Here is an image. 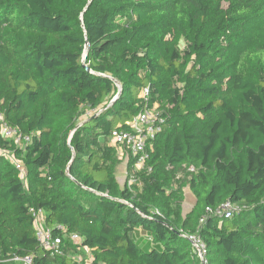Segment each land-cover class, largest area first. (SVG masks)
<instances>
[{
    "label": "trees",
    "instance_id": "trees-1",
    "mask_svg": "<svg viewBox=\"0 0 264 264\" xmlns=\"http://www.w3.org/2000/svg\"><path fill=\"white\" fill-rule=\"evenodd\" d=\"M146 104L164 125L122 188L112 133ZM0 114L32 137L0 134V264H79L40 246L31 208L94 264H204L192 237L206 264H264V0H0Z\"/></svg>",
    "mask_w": 264,
    "mask_h": 264
},
{
    "label": "built area",
    "instance_id": "built-area-1",
    "mask_svg": "<svg viewBox=\"0 0 264 264\" xmlns=\"http://www.w3.org/2000/svg\"><path fill=\"white\" fill-rule=\"evenodd\" d=\"M149 89L144 88L142 91V98L145 102H148ZM164 125V119L160 117L159 113L155 108H149L146 104L142 111L137 114L133 120L129 123V129L127 130H115L112 133L111 145L117 147L120 153H125L129 158L135 160V165L141 167L143 170L146 168L147 160L149 159V145L156 139L158 134L161 133ZM0 134L6 140H12L17 146L24 147L31 143V136H24L18 129L12 128L8 125L4 119V116L0 114ZM17 169L20 171V176L22 180H25L26 172L21 163H16ZM150 172L151 169L148 168ZM189 171H194L193 167L189 168ZM134 181L128 182V186L131 187ZM30 212L34 219V227L36 229V236L40 243V246L50 252L52 256L58 254L63 255L68 244H73L79 247V252L85 253L89 258H82L74 256V260L79 264H94L95 257L93 254V249L89 246L84 245L83 237L76 233L68 234L65 233L66 230L59 227L64 234L55 235L54 230L47 226L46 212L41 209L31 208ZM241 209L230 201L225 202L222 206L218 208L215 212L216 216L223 219H232ZM151 216L161 217L159 211L152 212ZM194 252L198 258L204 263L206 257V249L204 244L197 238H191ZM16 264H33L32 257L12 259Z\"/></svg>",
    "mask_w": 264,
    "mask_h": 264
},
{
    "label": "rangeland",
    "instance_id": "rangeland-1",
    "mask_svg": "<svg viewBox=\"0 0 264 264\" xmlns=\"http://www.w3.org/2000/svg\"><path fill=\"white\" fill-rule=\"evenodd\" d=\"M157 107V106H156ZM118 152V157L120 159V164L117 167V180L122 188L127 186L128 182L134 181V183H130L132 185H136L138 188H142V184L140 182V174L143 172V169L141 167H137L136 165L130 167V158L125 153ZM181 177V175L179 176ZM129 187V186H128ZM185 199L183 202V212H186L189 209V205L193 204L195 202V198L193 194L189 191L188 187H185L183 189ZM140 245L146 248V250L152 249V243L150 242L147 237L142 238L140 237ZM76 257H82V258H89V256L85 253H80L78 255H73Z\"/></svg>",
    "mask_w": 264,
    "mask_h": 264
},
{
    "label": "crops",
    "instance_id": "crops-1",
    "mask_svg": "<svg viewBox=\"0 0 264 264\" xmlns=\"http://www.w3.org/2000/svg\"><path fill=\"white\" fill-rule=\"evenodd\" d=\"M189 191H190V190H189ZM194 198H195V197H194ZM195 204H196V200H195V202H194L193 204H190V205H189V209H188L186 212H183V214L186 215L187 213H189V212L193 209V207L195 206ZM139 233H140V236H142L143 238L146 237L142 232H139Z\"/></svg>",
    "mask_w": 264,
    "mask_h": 264
},
{
    "label": "water",
    "instance_id": "water-1",
    "mask_svg": "<svg viewBox=\"0 0 264 264\" xmlns=\"http://www.w3.org/2000/svg\"><path fill=\"white\" fill-rule=\"evenodd\" d=\"M87 52H88V49H87L86 53H87ZM84 66H85V64H84ZM85 67H86V66H85ZM119 95H120V93L115 97V99L113 100L112 103H114V102L116 101V99H118Z\"/></svg>",
    "mask_w": 264,
    "mask_h": 264
}]
</instances>
